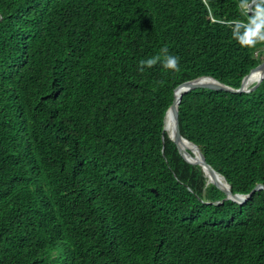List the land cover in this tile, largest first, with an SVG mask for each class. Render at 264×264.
<instances>
[{"label": "trees", "instance_id": "16d2710c", "mask_svg": "<svg viewBox=\"0 0 264 264\" xmlns=\"http://www.w3.org/2000/svg\"><path fill=\"white\" fill-rule=\"evenodd\" d=\"M239 3L0 0V264H264V188L226 199L163 130L177 85L264 60ZM162 47L178 70L140 71ZM178 128L232 193L264 186V77L183 93Z\"/></svg>", "mask_w": 264, "mask_h": 264}, {"label": "water", "instance_id": "95a60500", "mask_svg": "<svg viewBox=\"0 0 264 264\" xmlns=\"http://www.w3.org/2000/svg\"><path fill=\"white\" fill-rule=\"evenodd\" d=\"M254 4H255V0H252L247 5L249 12H252V6ZM252 73H257V78L255 79L254 84L250 88H248L247 78ZM263 77H264V60L261 61L258 65H256L254 68H252L243 77L239 88H233L231 86L223 84L220 81H218L214 78L208 77V76H202V77L186 80L174 88L172 102H171L170 106L168 107V109L166 110V113L164 116L163 130L164 131L166 130L165 129L166 117L169 116L171 119V123H172V132H171V134H168V132H167V134H168V137L175 142L177 148L180 150V146L187 144V145H189L190 149L196 151L198 158L197 159L195 158V161L198 164H200V166L202 167V170L205 172V175L212 180L211 181L212 183L217 185L225 193L226 198L235 200V201L240 202V203L244 201V198H240L238 195L231 193L230 184H228L226 182L223 175H220V178L223 181H225L227 187L224 186L221 181H219L218 179H215V177L212 175V172H211V171H213V169L210 167L209 164H207L205 157L202 154V152L199 150L198 146L196 144L192 143L191 141H189L188 139H186L180 133L179 128H178V104L180 102L182 94L191 90V89H195V88L200 87V88H210V89H214V90H225V91H229V92H242V91H247V90H250V89H253L254 87H256ZM177 91H181V93L178 95V97H176ZM260 188H264L263 185L256 184V186L249 192L248 197L254 191H256Z\"/></svg>", "mask_w": 264, "mask_h": 264}, {"label": "clouds", "instance_id": "9594fccd", "mask_svg": "<svg viewBox=\"0 0 264 264\" xmlns=\"http://www.w3.org/2000/svg\"><path fill=\"white\" fill-rule=\"evenodd\" d=\"M248 0H240L239 3V7L241 9V14L244 15L246 17L245 20H237L232 22L231 29H232V36L233 38L237 41V43L241 46V47H254L257 43H261L264 42V0H255V4H254V12L253 15L251 17L247 16V5L250 3H248ZM249 12V11H248ZM157 62H160L162 67L166 70H172V71H176L179 68V58L175 55H171L169 53V50L166 47H162L160 49V52L152 57H149L148 59L145 60H141L139 62L140 71H143L145 67L147 68H151L154 64H156ZM209 77V76H208ZM222 83V82H221ZM254 83H252L253 85ZM252 85L248 86V88H250ZM164 127V126H163ZM166 131V130H165ZM167 133V131H166ZM168 135V134H167ZM187 139V138H186ZM173 141V140H172ZM190 141V140H189ZM193 143V142H192ZM195 144V143H194ZM199 148V147H198ZM179 150V149H178ZM200 150V149H199ZM187 153L191 156V157H187L182 151L181 149L179 150L180 154L184 157L187 158L193 162L195 161V158H198L197 152L192 150V149H187L186 150ZM193 151V152H192ZM201 151V150H200ZM202 152V151H201ZM184 154V155H183ZM203 154V153H202ZM205 157V156H204ZM206 160V159H205ZM197 163V162H196ZM198 164V163H197ZM208 164V163H207ZM200 165V164H198ZM201 167V166H200ZM211 167V166H210ZM202 168V167H201ZM212 168V167H211ZM213 169V168H212ZM203 171V170H202ZM213 171L215 173H217L219 176L221 175L220 173H218L217 171H215L213 169ZM204 175L205 172L203 171ZM206 179H207V183H212L211 179L208 178L205 175ZM226 180V179H225ZM225 182V181H224ZM227 182V181H226ZM228 183V182H227ZM214 184V183H213ZM226 184V183H225ZM229 184V183H228ZM262 185V184H261ZM256 186V185H255ZM254 186V187H255ZM253 187V188H254ZM264 187V186H263ZM263 189V188H260ZM259 190V189H258ZM231 191V190H230ZM257 191V190H256ZM255 192V191H254ZM253 192V193H254ZM232 193V192H231ZM252 193V194H253ZM234 194V193H232ZM236 195H238L240 198H244L243 202H238L240 204L246 202V200L248 198H250L249 193L248 194H240V193H235ZM226 196V195H225ZM228 199V198H226ZM232 200V199H231ZM235 201V200H234ZM237 202V201H236Z\"/></svg>", "mask_w": 264, "mask_h": 264}, {"label": "bare ground", "instance_id": "6f19581e", "mask_svg": "<svg viewBox=\"0 0 264 264\" xmlns=\"http://www.w3.org/2000/svg\"><path fill=\"white\" fill-rule=\"evenodd\" d=\"M249 76H252V78L249 79V77H248V78H247V83H249V82L255 80V79L257 78V73H252V75L250 74ZM180 93H181V91H177V92H176V95H177L176 97H178V95H179ZM165 129H166V131H167L169 134H171V132H172V123H171V119H170L169 116L166 117ZM186 148L189 149V145L184 144V145L180 146L181 151H182L187 157H191V156L186 152ZM192 152H193V151H192ZM211 172H212V175L215 177V179H218L219 181L222 182V184H223L224 186L227 187V185L225 184V182L220 178V176H219L217 173H215L214 171H211Z\"/></svg>", "mask_w": 264, "mask_h": 264}, {"label": "rangeland", "instance_id": "374dc122", "mask_svg": "<svg viewBox=\"0 0 264 264\" xmlns=\"http://www.w3.org/2000/svg\"><path fill=\"white\" fill-rule=\"evenodd\" d=\"M251 75H252V74H251ZM250 78H252V76H249V79H250ZM254 81H255V80H253V81L249 82V83L247 84V86H250V85H252V83H254ZM187 149H188V148H186V150H187ZM186 152H187V151H186Z\"/></svg>", "mask_w": 264, "mask_h": 264}]
</instances>
